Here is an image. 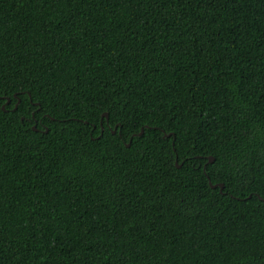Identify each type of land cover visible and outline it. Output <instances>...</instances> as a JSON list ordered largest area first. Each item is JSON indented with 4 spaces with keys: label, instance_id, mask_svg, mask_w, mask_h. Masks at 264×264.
<instances>
[{
    "label": "trees",
    "instance_id": "obj_1",
    "mask_svg": "<svg viewBox=\"0 0 264 264\" xmlns=\"http://www.w3.org/2000/svg\"><path fill=\"white\" fill-rule=\"evenodd\" d=\"M0 264H264V0H0Z\"/></svg>",
    "mask_w": 264,
    "mask_h": 264
},
{
    "label": "water",
    "instance_id": "obj_2",
    "mask_svg": "<svg viewBox=\"0 0 264 264\" xmlns=\"http://www.w3.org/2000/svg\"><path fill=\"white\" fill-rule=\"evenodd\" d=\"M6 102H9V98H6ZM3 107L4 106L2 105V108ZM15 108H16V105H15ZM107 115H108L107 112H103L101 116L102 117H107ZM33 128L36 129L35 126H33ZM143 131H144L143 128H141L139 134L143 133ZM169 135H171V133H165L164 134V136H166V137H169ZM212 160H213V157L209 156L208 161H212ZM209 183H210L211 187H215L216 186V184H211V182H209ZM219 186L221 188V187H223V184L220 183Z\"/></svg>",
    "mask_w": 264,
    "mask_h": 264
}]
</instances>
